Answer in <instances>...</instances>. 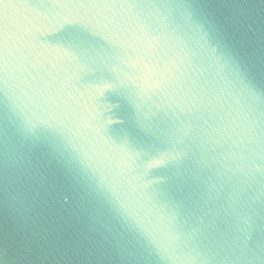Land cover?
Returning a JSON list of instances; mask_svg holds the SVG:
<instances>
[{"label":"clouds","instance_id":"1","mask_svg":"<svg viewBox=\"0 0 264 264\" xmlns=\"http://www.w3.org/2000/svg\"><path fill=\"white\" fill-rule=\"evenodd\" d=\"M0 264H264V0H0Z\"/></svg>","mask_w":264,"mask_h":264}]
</instances>
